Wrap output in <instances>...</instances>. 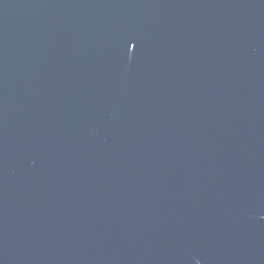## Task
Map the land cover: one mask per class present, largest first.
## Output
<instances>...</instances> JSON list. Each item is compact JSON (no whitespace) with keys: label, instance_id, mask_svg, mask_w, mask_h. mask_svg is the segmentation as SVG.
<instances>
[{"label":"water","instance_id":"95a60500","mask_svg":"<svg viewBox=\"0 0 264 264\" xmlns=\"http://www.w3.org/2000/svg\"><path fill=\"white\" fill-rule=\"evenodd\" d=\"M0 264H264V0H0Z\"/></svg>","mask_w":264,"mask_h":264}]
</instances>
